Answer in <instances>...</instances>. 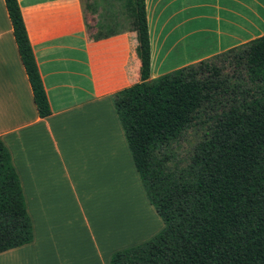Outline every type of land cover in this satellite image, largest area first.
Instances as JSON below:
<instances>
[{"label": "crops", "instance_id": "1", "mask_svg": "<svg viewBox=\"0 0 264 264\" xmlns=\"http://www.w3.org/2000/svg\"><path fill=\"white\" fill-rule=\"evenodd\" d=\"M18 1L52 113L38 114L0 0V138L34 228L33 242L0 253V264H110L158 233L157 219L136 222L127 186L148 197L114 104L142 81L140 33L96 38L82 0ZM145 3L151 79L264 36V0Z\"/></svg>", "mask_w": 264, "mask_h": 264}, {"label": "trees", "instance_id": "2", "mask_svg": "<svg viewBox=\"0 0 264 264\" xmlns=\"http://www.w3.org/2000/svg\"><path fill=\"white\" fill-rule=\"evenodd\" d=\"M41 118L51 115L18 0H5ZM142 81L114 104L150 203L164 222L110 264H264V36L151 79L145 0H125ZM116 30L96 36L110 37ZM200 129L186 159L181 139ZM34 240L21 180L0 138V253Z\"/></svg>", "mask_w": 264, "mask_h": 264}, {"label": "rangeland", "instance_id": "3", "mask_svg": "<svg viewBox=\"0 0 264 264\" xmlns=\"http://www.w3.org/2000/svg\"><path fill=\"white\" fill-rule=\"evenodd\" d=\"M82 3L86 9L87 30L90 34L95 37L106 34L107 32L112 30L120 31L122 29H128L131 27L128 12L126 11L125 7V0H82ZM201 135L202 131L200 129H197L184 136L177 146V157L180 159H186L190 155L193 146L198 142V140H200ZM130 188L131 185L129 184L127 186V192L128 196L129 193L131 196V206L133 207L134 213L136 215V222L138 221V217H140L142 227L147 226L146 224H144L145 220H143L142 216L150 218L152 220V223H154V220L157 219L156 230H158V233L155 235L157 236L164 228L163 220L159 215H157L155 207L151 205L148 199L146 198L147 202L149 203V206L151 207L150 210L149 206L147 205V202L142 199L141 195H139V193L137 192V188L135 186L132 192L130 191ZM144 191L145 190H143V192ZM144 194H146V192ZM128 205L129 201L127 202L126 209ZM155 214L157 215V217ZM126 224L127 228L131 226V221L128 218ZM155 236H153L152 238H154Z\"/></svg>", "mask_w": 264, "mask_h": 264}]
</instances>
